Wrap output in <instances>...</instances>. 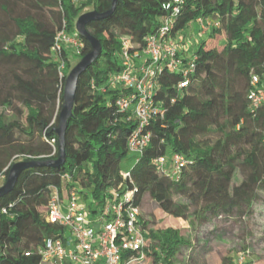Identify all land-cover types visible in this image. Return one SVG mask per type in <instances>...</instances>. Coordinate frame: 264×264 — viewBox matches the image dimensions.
<instances>
[{
	"label": "trees",
	"instance_id": "1",
	"mask_svg": "<svg viewBox=\"0 0 264 264\" xmlns=\"http://www.w3.org/2000/svg\"><path fill=\"white\" fill-rule=\"evenodd\" d=\"M170 1L118 0L111 15L86 25L102 49L78 79L66 129V161L58 167H28L0 198V264H40L46 240L62 236L63 227L45 221L40 210L52 187L62 193L76 189L91 210L103 208L112 190L133 191L148 241L143 256L127 251L121 264L132 256V264H198L200 259L180 229L150 226L143 212L148 194L165 211L178 197L196 201L195 214L202 221L244 216L263 196L264 103L252 109L248 94L254 75L264 84V0H184L170 34L178 37L198 18L210 22L208 31L179 70L162 66L154 104L163 114L144 126L151 134L148 146L141 153L130 149L139 121L131 109L117 105L124 90L108 82L122 69L124 40L129 49H143L145 37L171 17L164 8ZM112 2L0 0V176L5 180L19 159L59 156L56 127L65 78L91 50L76 20L88 7L105 12ZM62 29L83 42L79 53L70 47L54 51ZM221 31L225 42L209 46ZM190 60L194 67L185 74ZM184 80L187 85L180 86ZM174 152L186 160L177 177L160 171L155 162ZM128 160L133 165L124 169ZM184 250L190 254L181 260ZM63 264L75 263L65 259ZM221 264L234 263L224 257Z\"/></svg>",
	"mask_w": 264,
	"mask_h": 264
},
{
	"label": "built area",
	"instance_id": "2",
	"mask_svg": "<svg viewBox=\"0 0 264 264\" xmlns=\"http://www.w3.org/2000/svg\"><path fill=\"white\" fill-rule=\"evenodd\" d=\"M184 0H172L164 5L171 11V17L165 20L161 29L145 37L143 49H129L128 40H124L125 48L121 51L122 69L115 73L108 82L110 88H121L124 94L117 98V105L122 110L131 109L139 121L138 128L129 138L131 151L141 153L148 146L150 132L144 126L158 114H163L154 104V93L157 77L162 66L179 70L184 64V56L191 57L190 50L178 37L170 34L174 26V17L180 12ZM198 24L210 22L198 18ZM206 32V31H205ZM83 42L76 33L70 34L65 29L58 32L54 51L60 54L63 47H70L80 52ZM183 51V53H182ZM182 53L181 55H179ZM63 63L61 68L63 67ZM187 74L193 67V60L188 61ZM62 74V72H61ZM260 78L254 75L248 97L251 108L255 109L264 103V84L259 85ZM187 80L180 83L186 86ZM155 162L160 171L177 177L186 164L182 154L174 152L158 157ZM128 173L125 174L127 176ZM133 191L119 193L112 190L103 208L91 210L88 202L76 189L60 192L57 187L51 188V196L47 205L41 207L45 221L63 227L62 236L48 238L40 253V264H63L70 259L75 264H121L125 252L134 251L145 254L147 237L141 221L142 209L132 201ZM65 207V210H64ZM136 257L132 256L126 264H132ZM246 254H238L236 264H245Z\"/></svg>",
	"mask_w": 264,
	"mask_h": 264
},
{
	"label": "rangeland",
	"instance_id": "3",
	"mask_svg": "<svg viewBox=\"0 0 264 264\" xmlns=\"http://www.w3.org/2000/svg\"><path fill=\"white\" fill-rule=\"evenodd\" d=\"M88 10H91V7L85 11ZM207 27V23L203 25L192 23L178 36L179 40H182L181 44L190 50L195 42L205 35V31H208ZM225 39V31H221L210 39L209 46H221ZM34 64L36 63L25 64L21 70L26 72ZM133 154L132 152L131 155ZM132 165L133 160H128L124 163V169H129ZM4 182L5 177L1 175L0 186ZM261 193L263 196L244 216L222 215L210 221H202L195 214L199 208L196 201L178 197L172 209L165 211L149 194L145 198L143 212L144 216L150 219V226L154 229L166 227L180 229L195 246V255L200 253L198 264H221L224 257L232 258V262L236 264L238 254L241 252L246 254L245 264H264V191ZM189 254V251H182L181 260Z\"/></svg>",
	"mask_w": 264,
	"mask_h": 264
},
{
	"label": "water",
	"instance_id": "4",
	"mask_svg": "<svg viewBox=\"0 0 264 264\" xmlns=\"http://www.w3.org/2000/svg\"><path fill=\"white\" fill-rule=\"evenodd\" d=\"M118 0H113L112 6L108 11L99 12L91 9L83 12L76 20L75 26L77 32L91 44V50L87 52L68 72L63 87V105L59 111V125L56 127V134L59 140V156L57 158L45 160H18L14 162L9 169L7 178L0 186V198L13 189L15 183L22 171L31 166H52L58 167L66 161V129L70 117L73 114V108L76 100V91L79 76L92 64L100 55L102 45L99 39L93 36L86 28V25L93 20L106 18L113 13Z\"/></svg>",
	"mask_w": 264,
	"mask_h": 264
},
{
	"label": "crops",
	"instance_id": "5",
	"mask_svg": "<svg viewBox=\"0 0 264 264\" xmlns=\"http://www.w3.org/2000/svg\"><path fill=\"white\" fill-rule=\"evenodd\" d=\"M189 49V48H188Z\"/></svg>",
	"mask_w": 264,
	"mask_h": 264
}]
</instances>
